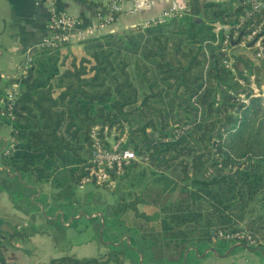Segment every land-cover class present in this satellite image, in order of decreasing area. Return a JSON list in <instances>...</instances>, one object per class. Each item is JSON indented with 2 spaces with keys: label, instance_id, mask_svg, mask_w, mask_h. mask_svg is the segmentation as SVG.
I'll list each match as a JSON object with an SVG mask.
<instances>
[{
  "label": "trees",
  "instance_id": "trees-1",
  "mask_svg": "<svg viewBox=\"0 0 264 264\" xmlns=\"http://www.w3.org/2000/svg\"><path fill=\"white\" fill-rule=\"evenodd\" d=\"M243 2H209L199 19L176 14L122 36L92 38L80 54L68 45L40 48L21 77L13 118L0 115L14 145L0 154L2 166L50 184L72 205L91 167V130L107 127L126 136L124 148L149 155V165L134 163L114 192L126 230L155 263L214 246L217 231H248L264 249V97L250 81L264 86V64L222 53L212 26L237 22ZM139 204L152 212L140 213ZM125 257L110 246L101 256L49 264H123Z\"/></svg>",
  "mask_w": 264,
  "mask_h": 264
},
{
  "label": "rangeland",
  "instance_id": "rangeland-1",
  "mask_svg": "<svg viewBox=\"0 0 264 264\" xmlns=\"http://www.w3.org/2000/svg\"><path fill=\"white\" fill-rule=\"evenodd\" d=\"M70 49L73 50L72 48ZM81 49V45L75 47L76 51H81ZM3 88L4 82L2 81L1 89ZM4 94L5 93L2 95ZM9 130L10 128L6 126H2L0 130V154L3 153L6 147L10 146ZM117 137L122 138L123 136L117 135ZM4 141L8 143L4 145ZM110 141L112 142V140ZM125 141H127V138H125ZM142 165H149V162ZM0 167H2L1 164ZM22 174H24L23 180L19 177L13 179L8 173L0 172V195L3 194L6 196L7 194L9 204H12L16 209L21 210L23 214H28L27 216H29L28 222L25 223L24 219H18L11 214L0 213V252H2L5 260L6 258H13L15 260L14 263H27L25 261L26 259L29 260L40 257V255L30 257L33 252L38 254L44 252L64 254L70 257L88 259L99 256L100 254L98 253L101 251L103 245L106 247L107 243L117 241V244L120 245L119 248L125 253V260H128L125 264H130L133 258L137 262L135 263L134 261V264H158L155 263L153 256L147 251L144 241L138 239L130 231L128 232V230H126L124 225V222H126L125 216H121L120 213L115 210L119 202L117 193L114 192L115 189H109L95 184H88L82 188L79 187L75 199L76 202L70 205L56 198V191L50 184L29 180L32 176L28 172H22ZM26 183H29V185ZM118 186L119 185H117V188ZM33 187L39 188L41 195H39V191L37 192ZM122 190L124 192H139V190H136L134 187L129 188L127 186H124ZM36 195L39 196L37 197ZM132 197L133 196L129 195L126 198L127 200L134 201ZM14 207H11V209ZM137 208L140 213L152 212L142 204H139ZM62 214L65 216L69 224L68 226L62 224ZM98 214L102 215V217L99 216L95 219H91L94 216H98ZM56 215H58V218H55ZM132 215L133 214H131L127 220L130 223H132ZM48 217L50 218L48 219ZM122 220H124V222ZM130 223L127 222V224ZM218 232L219 231L215 232L213 237ZM31 235L36 236L35 240L30 237ZM241 242L242 241H231L227 242V244L230 243L232 247L236 244H241ZM247 242L250 243V246H253L252 240H247ZM217 244H215V246L213 243L214 247L212 246V248L219 250V253H223V251L229 248L226 245L217 246ZM136 248L139 250V253L132 252V249ZM237 251L244 252L245 254L246 250H236L235 253ZM234 255L220 259L221 262H218V264L236 263ZM191 259L192 258L188 257L187 261L184 263L190 264L192 261ZM196 260L197 264H204L203 260H200V258H196ZM160 262L167 264L168 261Z\"/></svg>",
  "mask_w": 264,
  "mask_h": 264
},
{
  "label": "crops",
  "instance_id": "crops-1",
  "mask_svg": "<svg viewBox=\"0 0 264 264\" xmlns=\"http://www.w3.org/2000/svg\"><path fill=\"white\" fill-rule=\"evenodd\" d=\"M54 3V8L58 11L66 12L68 15L79 19L85 25L97 26L99 24L98 14L99 11L104 9L103 5L95 2H88L83 0H52ZM153 3V8L146 12H124L120 14L117 19L107 26L103 30H97L93 38H97L107 34L122 35L124 33L133 31L138 28H142L146 23H148L152 18L157 17L160 13L167 10L170 6L169 0H151ZM179 4H183L187 8V14L197 17L198 19L202 17L204 13V6L209 2L223 3L230 0H177ZM53 8V7H52ZM185 13V14H186ZM51 14V5L47 0H0V95L5 93L7 95L15 87L19 86L21 77L23 76V70L27 65V62L31 56L38 51L41 47L42 41L48 35V21ZM92 39V38H91ZM83 41H79L75 35L73 37V42L68 44L70 48L77 54L81 51H76L75 47L78 45L82 46ZM4 82V88L1 89V83ZM5 100H0V107L4 104ZM9 128V127H8ZM2 127L0 126V130ZM11 130V129H10ZM9 130V143L11 142V134ZM5 142L4 141V145ZM1 150V149H0ZM1 164V161H0ZM2 166V164H1ZM1 173H8L13 179L19 177L24 179V174L8 170L6 167H0ZM29 180L37 181L33 175H31ZM38 182V181H37ZM27 184V183H26ZM29 185V183L27 184ZM39 195L41 191L39 188L33 187ZM39 195H36L37 197ZM57 198V197H56ZM67 204V203H66ZM12 204H9V199L6 196L0 195V213L11 214L18 219H24V222H28V214H23L21 210L16 209ZM59 213V212H58ZM97 215V214H94ZM73 216V215H71ZM102 215L94 216L91 219H95ZM50 217H48L49 219ZM58 218V215L55 216ZM75 219V218H74ZM62 224L68 226L65 216L62 214L61 217ZM103 222V221H102ZM104 223V222H103ZM19 227V226H18ZM35 240L36 236H30ZM117 241H111L103 245L99 256L105 254L110 246H117ZM215 245V244H214ZM228 246L229 250L219 253L216 248L209 247H191L189 248L182 259L179 261L167 262L171 264H186L188 257L192 258L190 264H197V259L203 260L204 264H218L226 256L234 255L236 263L233 264H264V249L243 246L242 244H236L231 247V244H224L222 246ZM241 245V246H239ZM216 246V245H215ZM217 246H220L217 244ZM214 247V246H213ZM202 248V249H200ZM238 248V249H237ZM245 249L244 252H236V250ZM132 252L139 253V250L132 249ZM203 253V255H202ZM248 254V256H247ZM40 255L38 258L26 259L25 262H16L14 259L3 257L2 252H0V264H48L53 259L65 257L64 254H54V253H32L30 257H35ZM46 256V257H45ZM143 256V255H142ZM149 256V255H148ZM217 256V257H216ZM247 256V257H246ZM97 257V256H96ZM195 257V259H194ZM78 258V257H76ZM242 258V259H239ZM239 259V260H238ZM128 260H125L123 264ZM132 264L136 260L134 258L131 260ZM233 262V261H232ZM130 263V264H131ZM231 263V262H230ZM164 264V263H158ZM188 264V263H187Z\"/></svg>",
  "mask_w": 264,
  "mask_h": 264
},
{
  "label": "built area",
  "instance_id": "built-area-1",
  "mask_svg": "<svg viewBox=\"0 0 264 264\" xmlns=\"http://www.w3.org/2000/svg\"><path fill=\"white\" fill-rule=\"evenodd\" d=\"M51 14L48 21V35L42 41L41 47L58 48L73 42V37L79 41H87L93 38L97 30H103L117 17L124 13L146 12L153 8L151 0H83L95 2L103 5L104 9L99 11L97 26L85 25L82 21L68 15L66 12L58 11L54 8L52 0ZM170 6L167 10L152 18L142 29L150 26H156L172 19L176 14L183 15L187 8L179 4L177 0H169ZM244 12L235 23H214L213 33L217 39L219 49L225 55H231L240 52L250 55L256 63L264 64V0H244L242 3ZM53 7V8H52ZM233 45L236 46L232 49ZM31 58L23 70V75L27 72ZM233 60H226L225 64L230 67ZM251 89L255 95L264 96V86L259 90L254 85V77L250 79ZM240 85L245 86L243 80ZM18 87L7 94V99L0 107L1 116L12 117V108ZM7 101V102H6ZM92 140V161L91 167L87 170L86 176L81 180L80 188L88 184L104 186L109 189H116L120 179L125 175L127 169L134 163H148L149 155H137L132 149L124 148L126 136L117 137L116 130L110 131L107 127L96 126L91 130ZM112 140V142L110 141ZM14 148L12 141L10 146L3 152L9 153ZM244 239L252 240L246 231L227 233L219 231L213 237V243L221 241H242Z\"/></svg>",
  "mask_w": 264,
  "mask_h": 264
},
{
  "label": "water",
  "instance_id": "water-1",
  "mask_svg": "<svg viewBox=\"0 0 264 264\" xmlns=\"http://www.w3.org/2000/svg\"><path fill=\"white\" fill-rule=\"evenodd\" d=\"M9 170V169H8ZM239 246H241V245H239Z\"/></svg>",
  "mask_w": 264,
  "mask_h": 264
}]
</instances>
